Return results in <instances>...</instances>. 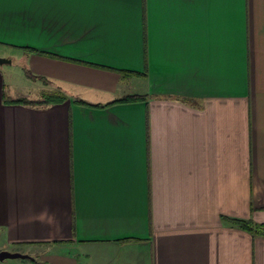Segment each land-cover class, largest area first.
<instances>
[{
	"label": "crops",
	"instance_id": "crops-1",
	"mask_svg": "<svg viewBox=\"0 0 264 264\" xmlns=\"http://www.w3.org/2000/svg\"><path fill=\"white\" fill-rule=\"evenodd\" d=\"M0 50V251L264 264V0H0Z\"/></svg>",
	"mask_w": 264,
	"mask_h": 264
},
{
	"label": "trees",
	"instance_id": "trees-1",
	"mask_svg": "<svg viewBox=\"0 0 264 264\" xmlns=\"http://www.w3.org/2000/svg\"><path fill=\"white\" fill-rule=\"evenodd\" d=\"M25 69V74L28 78L32 80H40L44 84H48L49 81L43 77H38L33 75L28 69ZM3 99L5 100V103H17V104H27V105H49V104H56L63 102L68 99V97L64 93H54L52 95H48L42 99L39 100H29V99H12L6 95L3 96ZM143 100L142 96H127L120 100H117L113 103H110L109 105L116 104V103H129V102H135V101H141ZM78 104L84 105V106H92L87 104L84 101H76ZM107 105V106H109ZM92 107H102V106H92ZM233 221V220H232ZM235 224H237L240 228L247 230L248 232L252 233L255 236L263 237L264 238V224H255L251 221H233ZM32 264H48L47 262H41L39 260L31 261Z\"/></svg>",
	"mask_w": 264,
	"mask_h": 264
},
{
	"label": "rangeland",
	"instance_id": "rangeland-1",
	"mask_svg": "<svg viewBox=\"0 0 264 264\" xmlns=\"http://www.w3.org/2000/svg\"><path fill=\"white\" fill-rule=\"evenodd\" d=\"M3 54H4V52L0 50V58H3V57H1ZM3 67H4L5 71L9 70V72L13 75L11 87L7 91L8 93H10L13 96V98L27 97V96H30V98H39L44 94V96L41 97V99H42L48 95H52V94H49L50 90L38 88L37 86H32L31 88H27L28 86H26V80L25 79L29 80L30 78H28L26 76L25 69L23 66L17 65V63H15L13 65H5ZM30 80H32V79H30ZM13 88L17 89V91H15ZM11 89L13 91H11ZM22 254L31 255L36 260H39L41 262H46V261H43L42 259H39V256L36 254L35 255L31 254V253L30 254L29 253H22ZM15 263L31 264V261L30 260H21V259H9V260H6L4 262H0V264H15Z\"/></svg>",
	"mask_w": 264,
	"mask_h": 264
},
{
	"label": "water",
	"instance_id": "water-1",
	"mask_svg": "<svg viewBox=\"0 0 264 264\" xmlns=\"http://www.w3.org/2000/svg\"><path fill=\"white\" fill-rule=\"evenodd\" d=\"M12 61L10 59L6 58H0V65L4 64H11ZM9 259H21V260H30V261H36V259L27 254H22L18 252H9L6 250L0 251V262H4Z\"/></svg>",
	"mask_w": 264,
	"mask_h": 264
}]
</instances>
